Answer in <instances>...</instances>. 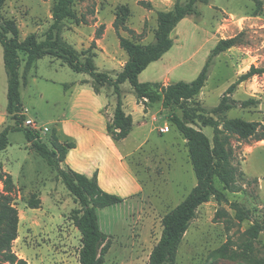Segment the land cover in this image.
Instances as JSON below:
<instances>
[{
    "label": "rangeland",
    "instance_id": "rangeland-1",
    "mask_svg": "<svg viewBox=\"0 0 264 264\" xmlns=\"http://www.w3.org/2000/svg\"><path fill=\"white\" fill-rule=\"evenodd\" d=\"M55 1L7 0L0 11V18L17 22L21 41L31 34L43 41L53 23L51 11ZM181 1L186 4L189 0ZM262 1V13L258 16L252 0L199 3V15L188 16L176 27L171 35L173 48L161 60L152 63L139 81L163 85L180 81L190 83L198 77L221 39L238 37L234 48L215 58L205 87L188 106L200 108L206 118L218 121L224 118L260 122L262 127L258 137L262 136L264 74L237 86L229 96L235 102L230 112L221 116L210 113L220 104L227 90L252 66L264 68ZM174 4L175 0H77L74 6L77 17L62 24L60 35L77 51L90 50L99 71L116 79L128 61L127 54L120 47L119 37L142 45L153 43L158 13L172 10ZM20 57L23 59L21 71L24 72L26 57L23 53ZM39 66V75L35 79L30 77L28 88L22 90L25 122L31 119L39 128H49L48 133L39 134L50 148L55 132L63 140L79 145V152L73 155L80 164L79 169L88 167L84 161L88 154L86 161L89 164L105 169L102 184L112 193L105 192L124 199L122 203L108 207L105 213L98 211L101 217L106 215L113 219L106 220L103 225L112 240L105 264H148L150 254L162 235V218L182 203L197 185L187 141L170 120L173 116L182 118L183 111L178 107L165 109L161 102H138L128 82L121 86L125 109L133 114L136 121L150 113L142 123L143 127L136 126L126 140L115 142L111 138L115 150L125 156L131 155L128 163L137 183L124 173L123 165L103 142L94 140L92 150L87 148L90 144L85 138L87 128L82 126L89 122L96 124V103L88 100V94L84 93V100L76 103L74 109L71 94L78 83H84L90 77L75 73L61 61L49 57L43 58ZM66 84L71 87L65 89ZM101 93L109 103L106 110L111 115L110 108L113 106L115 109L118 101L114 88L106 87ZM248 101L253 103L243 107L242 104ZM63 119L72 120V124L66 126L71 131L69 137L63 130L64 125L59 123ZM9 125H15L14 121L9 120ZM197 128L213 142L212 127L198 123ZM161 129L167 131L162 133ZM258 137L230 139L225 148L237 169L240 192H229L216 181V187L225 194L228 203H219L212 198L198 209L196 219L180 246L176 264L264 263V233L255 240L247 235L255 221L264 219V140ZM9 142L8 149L2 153L0 171L6 168L13 176V204L19 212L21 236L25 235L22 243H13V252L16 255L23 253L30 264H79L82 235L72 227V211L79 209L80 205L75 203L57 173L28 147L22 131L11 132ZM3 192L4 185L0 181V193ZM32 198L42 199L39 209L29 208ZM236 203L249 211V220L239 221L232 206ZM68 235L71 236L70 243L67 242ZM225 245L229 253L238 255V259L220 256Z\"/></svg>",
    "mask_w": 264,
    "mask_h": 264
},
{
    "label": "trees",
    "instance_id": "trees-1",
    "mask_svg": "<svg viewBox=\"0 0 264 264\" xmlns=\"http://www.w3.org/2000/svg\"><path fill=\"white\" fill-rule=\"evenodd\" d=\"M76 1H55L51 11L53 23L43 41H39L35 34L21 41L17 22L13 19L2 20L0 18V44L4 51V65L8 77L7 113L11 121L15 123L14 126L4 127L0 132V159L2 152L10 145V133L22 131L30 148L46 161L53 172L57 173V177L66 186L75 203L80 205L79 209L72 211V221L82 235L79 264H105L106 256L112 247V240L101 229L98 211L120 204L124 199L105 192L98 183L97 173L94 177L88 178L71 169L61 168V163L66 160L68 152L76 148L73 142L61 143L54 133L52 148H50V145L42 140L40 132L24 127L26 119L20 91L22 81L26 85L28 75L36 63L49 57L61 61L75 73L88 75L91 81L84 83L90 84L97 95L102 89L113 87L118 101L113 120L108 124L107 131L115 142L127 139L134 128L133 117L125 112L123 106L121 86L126 82L131 85L138 102L152 104L161 102L165 109L180 108L183 111L182 118L173 116L170 120L187 141L197 185L182 203L162 218V235L153 248L148 263L176 264L180 246L196 219L198 209L210 202L212 198L219 203H228L225 194L216 187V181L221 182L229 192H240L237 186V169L233 166L232 157L225 148L230 144V139L238 137L240 140H248L258 137L259 129L262 127L260 122H248L242 119L223 118L222 121H218L212 117L206 118L202 115L203 110L188 106V103L194 101L205 87L215 58L234 48L238 37L221 39L211 51L198 77L190 83L183 81L168 85L152 82L141 83L139 76L173 48L174 42L171 35L176 27L188 16L199 15L197 10L199 3H208V0H189L183 4L181 0H175L172 10L158 13V24L153 43L142 45L119 37L120 47L127 54L128 61L116 79H113L107 73L99 71L95 56L90 50L79 52L60 35L62 24L77 17L74 10ZM252 1L256 4L255 14L258 16L262 13L263 1ZM6 2L7 0H0V11ZM115 28L118 29L116 24ZM20 53L26 57L22 76L20 70L23 59ZM262 74H264V68L252 66L249 72L242 75L227 90L220 104L210 113L221 116L230 112L235 107V102L230 100L229 96L235 92L237 86ZM70 87V85H65V89ZM252 103V101L244 102L242 106L246 108ZM198 123L214 129L213 142L201 129L197 128ZM258 138L264 140V134ZM0 181L4 185V192L0 193V264H28L12 250L19 232V212L13 204L15 185L12 175L1 170ZM232 206L237 211L239 221L250 219L249 211L237 203ZM40 207V198L30 200L29 208L39 209ZM107 217L112 219L110 216ZM261 233H264V219L255 221L247 231V235L252 240L257 239ZM248 247L250 249V246ZM220 253L222 258L238 259L236 253H229L227 245L221 248Z\"/></svg>",
    "mask_w": 264,
    "mask_h": 264
},
{
    "label": "crops",
    "instance_id": "crops-1",
    "mask_svg": "<svg viewBox=\"0 0 264 264\" xmlns=\"http://www.w3.org/2000/svg\"><path fill=\"white\" fill-rule=\"evenodd\" d=\"M46 58V57H45ZM42 60V59H41ZM39 60L37 63H36V66L31 70V72L29 73L28 75V78H27V84L24 85L23 84V81H22V84H21V98H22V90L23 89H27L28 86H29V79L30 77H33V79H35V77H37V75H39V69H40V66H39V63L40 61ZM145 72V71H144ZM143 74V73H142ZM141 74V75H142ZM20 75L22 76L23 75V72L20 70ZM140 75V76H141ZM139 76V77H140ZM86 81H91L90 79L86 80ZM0 132L3 130L4 127H6L9 123V120L10 119V116L8 115L7 113V106H8V98H7V94H8V77H7V74H6V70H5V65H4V51H3V47L1 46L0 44ZM67 85V84H66ZM84 93H87V98L88 100L92 101V102H95L96 106H95V114H96V117H95V121H96V124L93 125L92 122H89V123H86L87 125L84 127L82 126V128H87V136H85L86 138V142L89 141L90 144H89V147L87 145V148L88 150L90 151V149L92 150L93 148V144L92 142L94 140H99L100 143H104V146L105 147H108L109 150H111L112 152V155L120 162V164H122L123 168H124V173L127 174V176L133 180V181H136V178H135V173L132 169V166H130V164L128 163V160H129V157H131V155H122L120 152H118L117 150L114 149V146H113V143L111 141V136L109 135V133L107 132V126L109 123H111V120L113 119V115H114V112H115V109L113 108V106L110 108L111 109V115H109L110 112H108L106 110L107 106L109 105L108 101L103 98L105 95L100 93L99 95H97L94 91H93V88L91 87L90 84H86V83H78L76 85V88H75V91L73 94H71L73 97H72V100H71V103L73 104V108L75 109L76 107L74 106L76 103H78L79 101L81 100H84L83 99V96L82 94ZM22 103H23V100H22ZM124 106V110L127 114H130L132 115L133 117V121H134V128L136 126H140V127H143L142 126V123L144 122V120H146V118L150 115V113L148 114H144L143 116L141 117H138V120L136 121L135 120V117L133 116V114L129 113L128 111H126L125 109V105ZM70 107V106H69ZM23 108L25 110V105L23 103ZM109 109V110H110ZM105 111V114H103V112ZM72 120L68 119H63V120H60L59 123H62L64 125L65 128H63V130L66 132V134L68 135V137L70 136L71 134V131L68 127V125H71ZM142 121V122H140ZM57 123V122H56ZM98 123V125H97ZM11 126H14V125H11ZM133 128V129H134ZM57 137H58V140L61 142V143H65V142H70V141H65L62 139V136L58 133V132H55ZM104 138H103V137ZM110 136V137H109ZM126 140V139H125ZM124 141V140H123ZM29 145V144H28ZM30 147V145L28 146ZM8 149V148H7ZM79 149H80V146L77 145L76 148L74 149H71L68 154H67V157H66V160L61 163V168L64 169V170H73V171H76V172H81L83 174H85L86 176H88L89 178H92L94 177L95 173H97L98 175V183L100 185V187L104 190V191H107V192H111L109 191L107 188H105L102 184L103 182V174L105 173V169L104 167H101L100 165H91L89 164L86 160H87V156L88 154L85 156L84 158V161L86 162L85 164H88V167L84 170L82 169H79V162L76 160V158H73V155L77 152H79ZM6 151V150H5ZM4 151V152H5ZM3 153V152H2ZM1 158H2V154H1ZM1 161V159H0ZM78 162V163H77ZM98 168V169H97ZM97 169V171H96ZM4 172L12 175L6 168L3 169ZM13 177V176H12ZM138 183V182H137ZM140 187V186H139ZM138 187V188H139ZM112 193V192H111ZM40 200L42 201V199L40 198ZM109 208H105V209H102V210H99L100 212L104 211V213L106 211H108ZM99 212V213H100ZM26 214V212L24 213ZM99 221H100V226H101V229L102 231H104L105 233L107 232V227H104V223L106 224V220L108 221H111V219H109L106 215L101 217L100 214H99ZM26 218V217H25ZM24 218V219H25ZM105 220V221H104ZM113 220V219H112ZM74 228V226H72ZM77 229V228H76ZM29 230V229H28ZM19 237L18 239L15 241L14 244H18V243H22V241L24 240V236H21V233H20V223H19ZM78 231V229H77ZM79 232V231H78ZM68 240L67 242L70 243V240H71V236L68 235ZM80 250L81 248L79 249V253H80ZM15 251V250H14ZM110 252V251H109ZM79 253H78V256H79ZM17 255L26 260L28 264L29 261L28 259L26 258V256L23 254V253H17Z\"/></svg>",
    "mask_w": 264,
    "mask_h": 264
},
{
    "label": "built area",
    "instance_id": "built-area-1",
    "mask_svg": "<svg viewBox=\"0 0 264 264\" xmlns=\"http://www.w3.org/2000/svg\"><path fill=\"white\" fill-rule=\"evenodd\" d=\"M25 126L26 127H29L31 128L32 130L34 131H37V132H40V133H43V134H46L48 133L50 130L49 128H44V130L42 128H39L37 125H36V122L34 120H31V119H28L26 122H25ZM167 130L165 129H161V132L162 133H165Z\"/></svg>",
    "mask_w": 264,
    "mask_h": 264
}]
</instances>
